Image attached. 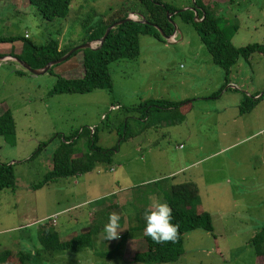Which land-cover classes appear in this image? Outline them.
<instances>
[{
    "label": "rangeland",
    "instance_id": "obj_1",
    "mask_svg": "<svg viewBox=\"0 0 264 264\" xmlns=\"http://www.w3.org/2000/svg\"><path fill=\"white\" fill-rule=\"evenodd\" d=\"M161 1L180 10L193 4V0ZM211 7L233 45L264 47V0H213ZM122 8L139 19L142 7L137 0H73L64 21L42 19L28 0H0V37H22L27 32L28 41L39 46L60 31L61 46L77 45L96 20ZM173 22L176 41L140 35L137 57L110 63L111 92L51 93L57 74L81 75V53L54 65V74L25 70L20 75L14 71L23 69L16 60L0 61V113L9 109L16 125L14 145L0 136V162L13 165L16 183L15 189L0 191V252L41 250L37 229L52 215H57L55 227L62 238L80 232L95 215L103 228L90 247L51 256L38 251L27 264L262 263L249 241L264 225V98L245 113L241 103L245 96L264 93V52L239 58L225 84L223 69L212 62L194 27L178 17ZM20 42L16 53L21 52ZM91 43L98 46L99 40ZM11 46L1 43L0 51ZM149 99L181 104L152 112L149 119L142 118L140 109L124 112L125 107ZM126 120L134 135L123 140L119 134ZM94 127L97 145L113 149L111 164L32 188L51 169L52 153L63 136ZM84 147L77 146V155ZM162 178L166 182L150 184ZM183 181L198 187L199 204L211 214L214 230L186 233L184 253L174 262L133 261L132 249L125 253L124 248L134 237L105 239L109 219L101 210L95 212L94 205L93 210L81 207L88 198L89 203L101 198L114 202L117 192L127 188L131 197L118 205L133 218L153 199L166 202L167 185Z\"/></svg>",
    "mask_w": 264,
    "mask_h": 264
},
{
    "label": "trees",
    "instance_id": "obj_2",
    "mask_svg": "<svg viewBox=\"0 0 264 264\" xmlns=\"http://www.w3.org/2000/svg\"><path fill=\"white\" fill-rule=\"evenodd\" d=\"M73 0H28L42 19L53 21L55 19H67L71 9ZM213 0H194L191 7L180 10L172 5L164 3L161 0H137L142 10L137 15H143L148 21L147 24L137 20H127L115 26L110 30L101 46L96 49L85 48L77 50L68 58L81 53L82 72L78 77L66 78L61 75H56V81L51 91L52 94L58 93H87L94 89H106L112 91V79L109 73V65L114 61L121 59H134L138 56L139 36L148 35L158 41L164 42L165 39L160 35L156 25L167 36L174 33V27L167 18V13L171 15V19L178 17L182 22L191 24L197 32L201 43L209 53L212 62L222 68L225 74V84L229 82L228 75L232 66H234L239 58L245 60L254 52H264V47L261 44L253 43L245 46H235L231 43L229 37L225 33V29L220 27V18L212 12ZM130 10L119 9L112 12L108 16H101L100 19L94 22L86 31L83 42L98 41L104 34L106 28L113 22L125 18ZM197 14V21L194 20V15ZM202 20H199L201 19ZM62 29V27H61ZM60 31L57 32L50 40L42 45L36 46L28 41V33L25 32L22 37H0L1 43H11L10 48L0 51V56L18 57L31 67L41 68L48 61L57 59L65 54L72 45H60ZM27 35V36H26ZM22 41V43L20 42ZM20 42L21 52L18 51ZM53 67V66H52ZM52 67L48 70L54 74ZM17 74H25V70L15 69ZM229 88V87H227ZM255 97L245 96V100L241 103V112L245 113L253 109L259 101L264 98V93L254 94ZM181 102H172L163 99H149L140 103L136 107H125L124 112H138L141 110V116L151 117L152 112H157L160 109H175L180 107ZM184 116V114H183ZM182 117V115H181ZM128 118V117H127ZM146 119V121H148ZM123 132L119 134L120 138L127 140L133 133L129 132L128 121L124 122ZM0 136H2L10 145L15 144L16 125L12 113L9 109H5L0 113ZM84 144V152L77 155V146ZM45 145V144H43ZM40 145L39 147H42ZM115 150V149H114ZM113 149L103 148L97 145L96 128H81L80 130L63 136L57 148L52 153L51 169L48 170L42 180L32 185V188L39 189L50 182H55L61 178L76 176L83 173H88L95 169L98 164H111ZM34 156V155H33ZM32 156V157H33ZM30 157V159H32ZM175 176L169 177L172 179ZM167 178H162L150 184L159 185L160 181L166 182ZM172 181V180H171ZM168 183V182H167ZM15 176L12 164L0 162V191L4 189H15ZM168 189L165 192V200L173 209V223L179 225L178 239L175 242L155 243L150 237L144 235L146 221L144 218L145 211L149 207H145L142 211L137 212L133 218H128V228L120 237L142 238L145 244V250L136 252L133 261L139 263H168L179 259L184 253L183 242L185 234L196 229H202L206 232L213 233L214 227L212 224L211 214L202 209L199 204V191L195 183L191 181H183L167 185ZM107 199L102 198L96 200L95 204H104ZM112 212L125 215L124 205L119 207L117 203L106 204L103 214L106 219ZM47 222L39 226L37 229V238L41 245L40 249L34 250L33 253H25L23 251L4 250L0 252V263L4 264H27L32 262V258L38 256V251L49 256L56 251L76 250L85 247H90L92 240L96 238L97 233L103 228L92 218V223L72 237L62 238L60 229L56 224H49L50 218L45 219ZM131 221L136 223L132 225ZM130 222V223H129ZM139 231V235L133 232ZM120 239V240H121ZM122 241V240H121ZM254 253L262 259L264 264V225L258 230L249 241Z\"/></svg>",
    "mask_w": 264,
    "mask_h": 264
},
{
    "label": "clouds",
    "instance_id": "obj_3",
    "mask_svg": "<svg viewBox=\"0 0 264 264\" xmlns=\"http://www.w3.org/2000/svg\"><path fill=\"white\" fill-rule=\"evenodd\" d=\"M183 67V66H181ZM144 218L146 227L144 235L150 237L155 243L175 242L178 239L179 225L173 223V209L167 202L153 199ZM121 217L117 212L109 215L108 222L104 225L105 239H117L122 229Z\"/></svg>",
    "mask_w": 264,
    "mask_h": 264
},
{
    "label": "water",
    "instance_id": "obj_4",
    "mask_svg": "<svg viewBox=\"0 0 264 264\" xmlns=\"http://www.w3.org/2000/svg\"><path fill=\"white\" fill-rule=\"evenodd\" d=\"M193 2H194V0H193ZM189 8H191V9H195V7H189ZM139 16L141 17V19L139 20L140 22L145 23V24L148 23V21L146 20V18H145L143 15H139ZM170 17H171V15H170L169 13H167V18L169 19V22L173 25V27H174V31H176V30H175V23L173 22V20H172ZM197 18H198V15L195 14V15H194V20L197 21ZM131 19H133V20H137V19L132 18L130 15H127L125 18L120 19V20H117V21L113 22L112 24H110V25L106 28V30H105L103 36L99 39V46H101V44L103 43V41L105 40L106 36L108 35V33L110 32V30H111L112 28H114L115 26H117V25L123 23L124 21L131 20ZM199 20H202V18L199 19ZM154 26L158 29L160 35H161L165 40H168V41H169L170 36L165 35V33L162 31V29H160V28L157 27L156 25H154ZM99 46H98V47H99ZM98 47H97V46H93L92 43H91V42H88V41L83 42V43H80V44H77V45H74V46L71 47V48H70L65 54H63L61 57H59V58H57V59H53V60L48 61V62H47L43 67H41V68H34V67H31L29 63H27L26 61H24V60H22V59H20V58H18V57H10V56L2 57V56H0V61H2V60H8V59L16 60V61L22 66V68H23L24 70H26V71H28V72H30V73H32V74H43V73L47 72L52 66H54V65H56V64H59V63L65 61V60H67V58H68L72 53H74V52L77 51V50H81V49H85V48L96 49V48H98Z\"/></svg>",
    "mask_w": 264,
    "mask_h": 264
},
{
    "label": "crops",
    "instance_id": "obj_5",
    "mask_svg": "<svg viewBox=\"0 0 264 264\" xmlns=\"http://www.w3.org/2000/svg\"><path fill=\"white\" fill-rule=\"evenodd\" d=\"M130 13V12H129ZM128 13V14H129ZM137 14H138V12H137ZM170 42H172V41H170ZM8 60H10V59H8ZM234 88H235V86H234ZM172 175V174H171ZM138 192H140V190L138 191ZM118 193V195H117V198H116V200L114 201V203H119L121 200H123V202L125 201V200H127V199H129V196L131 197V194H130V191H128L127 190V188H125L124 190H122V191H119V192H117ZM123 193H125V195H121V194H123ZM129 195V196H128ZM102 199V198H101ZM106 199V198H105ZM100 200V199H99ZM158 200V199H157ZM96 203V201L95 202H90L89 203V198L86 200V201H84V202H82V205H81V207H84V206H89L88 207V209H90L91 208V210H93V205H94V207H95V212H99V210H101L102 212H103V210L105 209V207H106V204H109V202H108V200L106 201V203H104V204H95ZM112 203V202H111ZM120 204V203H119ZM120 215V217H121V220H120V224H122L123 226H122V231H120V234H119V238L124 234V232L127 230V228H128V217L127 216H125V215H122V214H119ZM92 216V215H91ZM92 218H95V215H94V217H92ZM83 221H85V220H83ZM87 226V224H84V225H82V228H84V227H86ZM125 229V230H124ZM124 230V231H123ZM129 238V237H128ZM133 248H134V250H133ZM126 251H125V253L128 251V250H131V255H132V258L134 257V254L136 253V252H139V251H143V250H145V244H144V242H143V240H142V238H139V237H134L133 239H131V240H129V243L126 245V247L124 248ZM217 249V248H216Z\"/></svg>",
    "mask_w": 264,
    "mask_h": 264
},
{
    "label": "built area",
    "instance_id": "obj_6",
    "mask_svg": "<svg viewBox=\"0 0 264 264\" xmlns=\"http://www.w3.org/2000/svg\"><path fill=\"white\" fill-rule=\"evenodd\" d=\"M136 17H137V15H136ZM176 39H177V33H176V31H174V33L170 36L169 41L174 42V41H176ZM56 217H57V215H52L51 217H49L51 220V224L56 223Z\"/></svg>",
    "mask_w": 264,
    "mask_h": 264
}]
</instances>
